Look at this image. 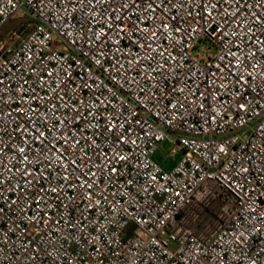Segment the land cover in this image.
Returning a JSON list of instances; mask_svg holds the SVG:
<instances>
[{
    "label": "built area",
    "instance_id": "2783aa9c",
    "mask_svg": "<svg viewBox=\"0 0 264 264\" xmlns=\"http://www.w3.org/2000/svg\"><path fill=\"white\" fill-rule=\"evenodd\" d=\"M14 17L0 264H264V0H0ZM208 201L205 235L184 216Z\"/></svg>",
    "mask_w": 264,
    "mask_h": 264
},
{
    "label": "rangeland",
    "instance_id": "374dc122",
    "mask_svg": "<svg viewBox=\"0 0 264 264\" xmlns=\"http://www.w3.org/2000/svg\"><path fill=\"white\" fill-rule=\"evenodd\" d=\"M25 21H26L25 18L14 17L12 20H10L8 22V24L5 26V28L0 33V39H3L4 37H6V35L9 32H11L14 29H16L22 22H25ZM216 52H217V50L215 49V47L206 46L202 42L198 43L197 46L193 49V53L195 55L199 56V57L200 56L207 57L208 54L214 55ZM174 147H175L174 144H172L170 142H165L162 145V148L157 152V154L155 156L156 159H158L160 162H162L167 167L174 166L179 161V159L182 156V152L181 151H179L176 154H172V150H173ZM211 203H212L211 206L208 208L209 212L206 214L205 217L202 216L200 218L199 222L202 223L206 219H207L206 221H208V218H212L214 215H216L219 212L221 203L220 202H214L213 203L212 201H211ZM199 222H198V224H201Z\"/></svg>",
    "mask_w": 264,
    "mask_h": 264
},
{
    "label": "crops",
    "instance_id": "0c3cea01",
    "mask_svg": "<svg viewBox=\"0 0 264 264\" xmlns=\"http://www.w3.org/2000/svg\"><path fill=\"white\" fill-rule=\"evenodd\" d=\"M158 160V159H157ZM159 161V160H158ZM164 165V164H163ZM165 166V165H164ZM167 169H170L171 167H167V166H165ZM209 202V201H208ZM206 204V202L205 203H203V205H205ZM197 205V204H196ZM197 206H201V204H199V205H197ZM210 206H211V204H210ZM209 206V207H210ZM208 207V208H209ZM187 210V212L188 213H185V216H184V219H185V222H190V220L192 219V218H194V222L191 224V227H193V228H195V229H197V230H200V231H202L203 232V234H205V235H208V234H210V232L213 230V229H211V227H210V225H209V223H208V221H209V219L210 218H208V221H204V222H199V220H200V218L202 217V216H206V214L208 213V209L204 212V213H202V214H198L196 211H195V208H191V209H186ZM189 210V211H188ZM202 221V220H201ZM198 222L199 223H201V224H198ZM198 226V227H197Z\"/></svg>",
    "mask_w": 264,
    "mask_h": 264
},
{
    "label": "trees",
    "instance_id": "16d2710c",
    "mask_svg": "<svg viewBox=\"0 0 264 264\" xmlns=\"http://www.w3.org/2000/svg\"><path fill=\"white\" fill-rule=\"evenodd\" d=\"M210 204H211V201L206 202L205 205H203V203H202L201 206H197L196 204H193V205L188 206L186 209L195 208V211H196L198 214H202V213H204V212L208 209V207L210 206ZM188 211H189V210H188ZM185 213H188L187 210H185ZM193 222H194V218H192V219L190 220V222H186V224H187L188 226H191V224H192ZM219 222H220V219H219L218 215H217V214L214 215V216L211 218L210 222H209V225H210L211 229L214 230V229L219 225Z\"/></svg>",
    "mask_w": 264,
    "mask_h": 264
}]
</instances>
